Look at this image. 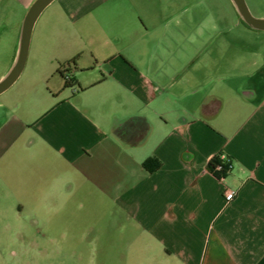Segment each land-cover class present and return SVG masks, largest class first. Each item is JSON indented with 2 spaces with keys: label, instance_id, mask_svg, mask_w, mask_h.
<instances>
[{
  "label": "crops",
  "instance_id": "1",
  "mask_svg": "<svg viewBox=\"0 0 264 264\" xmlns=\"http://www.w3.org/2000/svg\"><path fill=\"white\" fill-rule=\"evenodd\" d=\"M33 1L0 0V78ZM45 12L50 27L62 29L58 16L81 31L89 57L76 43L60 56L63 40L45 33L30 40L20 76L30 63L49 91L33 116L0 99V205L56 212L85 191L153 256L136 264H264V55L221 53L239 47L212 0H54ZM220 154L223 179L210 168Z\"/></svg>",
  "mask_w": 264,
  "mask_h": 264
},
{
  "label": "rangeland",
  "instance_id": "2",
  "mask_svg": "<svg viewBox=\"0 0 264 264\" xmlns=\"http://www.w3.org/2000/svg\"><path fill=\"white\" fill-rule=\"evenodd\" d=\"M212 1L217 2L222 15L232 22L228 35L239 47L221 53L225 56L231 53L252 57L264 55V30H254L241 21L235 23L234 12L230 19V0ZM246 1L255 16L264 15V0ZM47 15L45 12L37 20L31 41L36 44L45 33L63 40L62 49L58 48L60 56H68L69 45L76 43L74 48L86 49L85 57H89L81 31L58 16L55 18L62 22L59 25L62 29L50 27ZM191 48L193 50L194 46ZM37 70L29 63L16 83L0 96L4 101L20 102L18 113L21 115L33 116L43 108L49 83L38 75ZM31 135L27 132L23 137L27 140ZM81 194L86 197L85 191L80 192L79 197L63 201L56 212L49 205H0V217L5 216L11 225L6 233L4 223L0 221V264H136L139 257V261L151 263L152 255L139 253L138 256L133 246L128 247L132 238L120 234L122 213L113 206L83 200Z\"/></svg>",
  "mask_w": 264,
  "mask_h": 264
},
{
  "label": "water",
  "instance_id": "3",
  "mask_svg": "<svg viewBox=\"0 0 264 264\" xmlns=\"http://www.w3.org/2000/svg\"><path fill=\"white\" fill-rule=\"evenodd\" d=\"M54 0H34L29 6L20 30L19 47L15 61L9 71L0 78V94L11 87L20 76L28 55L33 29L41 13ZM236 7L240 19L250 28L258 31L264 30V17L255 16L246 0H231Z\"/></svg>",
  "mask_w": 264,
  "mask_h": 264
},
{
  "label": "trees",
  "instance_id": "4",
  "mask_svg": "<svg viewBox=\"0 0 264 264\" xmlns=\"http://www.w3.org/2000/svg\"><path fill=\"white\" fill-rule=\"evenodd\" d=\"M76 58H77V57H74V58H72V59H71L70 61H68V62H69V63H71V62H75V61H76ZM58 71H59V72L65 77V79H66V82H65V83H66V86H68L69 83H70V81H71L70 78H67V75H65L64 70L58 69ZM217 162H219V157H218V156H216V157H214V158L212 159V161H211V163H210V168H211V170L214 169V167H215V165H216ZM227 162H228V163H227ZM229 163H230V161H229V160H226V163L224 164L225 169H224L223 171H220V172H217V173H216V175H217L218 177L223 176V175L226 174V169H227ZM144 166H145L148 170L153 171V170L158 169V168L161 166V163H160L157 159H155V158H149V159H147V160L145 161Z\"/></svg>",
  "mask_w": 264,
  "mask_h": 264
},
{
  "label": "built area",
  "instance_id": "5",
  "mask_svg": "<svg viewBox=\"0 0 264 264\" xmlns=\"http://www.w3.org/2000/svg\"><path fill=\"white\" fill-rule=\"evenodd\" d=\"M67 78H69V77L67 76ZM218 157H219V162H217L215 167H214V169L211 170L212 173H214V174H216L217 172L223 171L225 169L224 164L226 163V160H228L224 154H220V155H218ZM231 167H232V164L230 162L228 164L227 169H226V173H228L231 170ZM224 176L225 175L220 176V178L223 179ZM235 195H236V190L231 189V188H226V190H225V200L227 202L233 200Z\"/></svg>",
  "mask_w": 264,
  "mask_h": 264
}]
</instances>
